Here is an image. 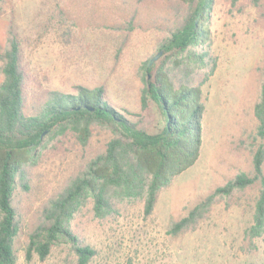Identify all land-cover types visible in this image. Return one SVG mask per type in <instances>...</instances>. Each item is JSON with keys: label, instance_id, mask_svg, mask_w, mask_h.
Listing matches in <instances>:
<instances>
[{"label": "rangeland", "instance_id": "374dc122", "mask_svg": "<svg viewBox=\"0 0 264 264\" xmlns=\"http://www.w3.org/2000/svg\"><path fill=\"white\" fill-rule=\"evenodd\" d=\"M186 11V0H4L0 41L5 42L10 26L20 40L28 103L43 90L72 92L76 84L102 85L110 103L141 113L154 130L162 122L157 107L140 110L143 65L159 51L154 61L167 54L161 43ZM202 20L208 40L195 49H208L215 66L201 86L205 108L200 155L158 190L147 216L142 197L119 200L116 211L96 216L88 196L69 220L78 241L95 250L86 264H264V237L252 242L245 234L258 183L217 194L196 224L169 232L172 221L217 186L238 172L251 173L259 143L253 110L264 78V0H212ZM177 58L173 55L170 64ZM210 66L196 69L194 81L209 73ZM111 136L109 129L94 124L86 145L68 130L46 137L37 148L35 160L25 166L28 190L17 182L12 196L19 224L13 243L16 264H77L68 241L54 243L43 259L36 253L26 259L25 247L43 219V205L104 151Z\"/></svg>", "mask_w": 264, "mask_h": 264}, {"label": "trees", "instance_id": "16d2710c", "mask_svg": "<svg viewBox=\"0 0 264 264\" xmlns=\"http://www.w3.org/2000/svg\"><path fill=\"white\" fill-rule=\"evenodd\" d=\"M186 1L185 15L161 43L167 54L151 64L148 59L143 65L140 110H148L151 104L157 107L162 122L154 130L144 123L141 113L117 109L110 103L102 85L76 84L72 92L43 90L28 103L20 40L12 27L8 28L5 42L0 41V264H16L13 243L19 224L12 196L17 182L28 190L25 166L35 160L36 150L46 137L70 130L81 145H86L94 124L112 133L104 151L91 158L59 196L43 205V219L28 237L26 259L33 253L43 259L54 243L68 241L77 255V264H86L95 250L78 241L69 220L88 196L93 198L96 216L116 211L119 200L142 197L143 214L147 216L154 208L158 190L197 161L205 108L201 86L213 74L215 61L208 49L195 48L208 40L202 18L211 9L212 0ZM236 1L231 0L233 4ZM252 1L258 4L261 0ZM3 2L0 0V10ZM173 55L178 58L171 65ZM209 64V73L195 82L194 71ZM253 113L257 120L254 139L259 143L252 153V172H238L217 186L186 215L172 221L169 232L177 234L196 224L217 194H230L258 183L245 234L252 242L264 237V78ZM130 115L138 118L133 120Z\"/></svg>", "mask_w": 264, "mask_h": 264}, {"label": "water", "instance_id": "95a60500", "mask_svg": "<svg viewBox=\"0 0 264 264\" xmlns=\"http://www.w3.org/2000/svg\"><path fill=\"white\" fill-rule=\"evenodd\" d=\"M161 55V51H159L158 53H156L153 57H151V59L149 60V64H151L154 60H156L159 56ZM150 74H148L149 76Z\"/></svg>", "mask_w": 264, "mask_h": 264}]
</instances>
